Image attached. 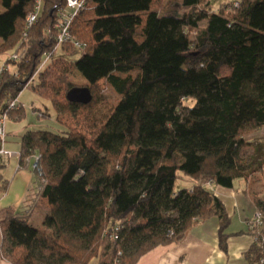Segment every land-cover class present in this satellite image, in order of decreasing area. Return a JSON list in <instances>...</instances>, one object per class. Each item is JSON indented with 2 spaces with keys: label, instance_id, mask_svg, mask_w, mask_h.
Here are the masks:
<instances>
[{
  "label": "trees",
  "instance_id": "trees-1",
  "mask_svg": "<svg viewBox=\"0 0 264 264\" xmlns=\"http://www.w3.org/2000/svg\"><path fill=\"white\" fill-rule=\"evenodd\" d=\"M165 1H85L70 25L83 49L60 48L72 50L67 61L90 87L93 100L82 105L67 100L75 85L65 69L53 71L59 60L39 70L57 50L66 0H42L32 25L37 0H0V55L25 50L0 71V113L23 118L8 102L31 85L63 127L22 138L20 168L35 158V193L23 212L0 210L10 264H136L212 217L226 250L231 218L204 183L232 189L262 167L242 149L264 128V0H236L218 13L211 0H180L188 9L180 17L160 13ZM103 82L119 99L98 123L87 111ZM5 167L0 161V193L10 184ZM179 172L199 183L176 189ZM253 202L264 220V199L253 194ZM40 207L47 213L34 226ZM247 233L258 237L247 261L264 264V226Z\"/></svg>",
  "mask_w": 264,
  "mask_h": 264
},
{
  "label": "crops",
  "instance_id": "crops-1",
  "mask_svg": "<svg viewBox=\"0 0 264 264\" xmlns=\"http://www.w3.org/2000/svg\"><path fill=\"white\" fill-rule=\"evenodd\" d=\"M4 10L0 7V13ZM3 41L0 39V45ZM13 53L0 55V71L5 61ZM57 59V60H56ZM69 54L57 49L52 61H67ZM86 84V81H84ZM29 85L17 98L20 107L23 108L25 116L21 119L9 115L5 127V140L3 148L11 152L13 156L8 160L3 171L4 179L9 184L6 193H0V210L6 207H14L18 212L27 210L35 193V158H32L28 168H20V155L22 151V138L30 131H39L53 128L50 125H58L55 115H46L43 106L37 105L33 100H42L43 97L37 91L29 95ZM28 94V100L23 101V95ZM34 96V97H33ZM55 110V109H54ZM250 143L242 149V155L248 161L262 167L258 169L248 180L238 179L235 187L225 188L215 183H204L205 187L219 198L224 204L231 224L227 232L230 234L227 240V248L223 250L219 243L220 222L217 217H212L195 224L186 237L168 246H159L142 256L136 264H250L246 254L253 244V236L247 233L246 223L252 219L257 211L253 202V194L264 199V128H261L247 138ZM255 167V165H254ZM199 182L178 174L176 189H192ZM47 213L44 207L37 208L31 218V224L39 226ZM2 232L0 228V264H10L6 261L1 252ZM90 264H99L98 260Z\"/></svg>",
  "mask_w": 264,
  "mask_h": 264
},
{
  "label": "built area",
  "instance_id": "built-area-1",
  "mask_svg": "<svg viewBox=\"0 0 264 264\" xmlns=\"http://www.w3.org/2000/svg\"><path fill=\"white\" fill-rule=\"evenodd\" d=\"M86 0H66V5L63 8L59 9L58 12V22L56 27L59 30L58 36V44L57 49L61 48L63 45H70L76 49L82 50L84 45L77 41L74 37H72L70 33V25L72 23L73 18L77 15L78 11L82 8ZM238 6V2L235 3ZM42 0H37V10L31 13L28 18L27 22L28 25H32L38 19L39 12L41 10ZM25 50L21 51L20 53H13L10 55V59L19 60L24 57ZM50 59L49 55H45L43 62L39 68V70L43 69ZM4 68V67H3ZM1 69V71L3 70ZM20 105L17 102V99L11 100L8 102L9 109L19 108ZM9 118V114L2 112L0 113V161L2 163H7V161L13 156L11 152L5 151L3 148L4 140H5V127L6 122ZM248 230L258 229L260 230L261 227L264 226V220L262 213L257 210L254 217L247 221L246 223ZM118 236L115 234L113 235L112 239L117 240ZM258 241V237L255 235L253 236V243Z\"/></svg>",
  "mask_w": 264,
  "mask_h": 264
},
{
  "label": "rangeland",
  "instance_id": "rangeland-1",
  "mask_svg": "<svg viewBox=\"0 0 264 264\" xmlns=\"http://www.w3.org/2000/svg\"><path fill=\"white\" fill-rule=\"evenodd\" d=\"M234 1H236V0H211L212 11L218 13V11L222 5H229L230 3L234 2ZM165 2L168 4V7L166 9L161 10L160 11L161 14L173 15V16L180 17L188 10V9H185L182 7L180 0H166ZM228 10H229V8L226 9V11H228ZM71 51H72L71 49H68L69 55L71 54L70 53ZM80 56H81V53L77 54V57H80ZM1 62L2 61L0 60V65H1ZM50 63H47V64H50ZM54 69L55 70H53V71L55 73H58L62 69H65L67 71V75H68L69 79L71 80V82L75 86L83 87L86 85L84 82L85 79L82 77V75L77 70H75L73 68V64L69 60L68 61L62 60V61L57 62V64L54 65ZM27 93H29V95L36 94L35 91L32 90V88H28ZM36 95H39V94H36ZM118 99H119V96L117 95V93L114 90H112L110 87H108L103 82L102 91H101L100 98H99L97 105L95 107H93L92 109H89L87 111V113L92 118H94L98 123H103L111 114L112 109H113V107H114V105ZM27 100H28V94H24L23 95V101H27ZM33 101L37 105L41 104L43 106V108H44L43 112L46 113V115H48V114L50 115V113H51V115H55L54 114L55 110H54L53 104L49 99H46L43 97L42 100H38L36 98ZM50 126H53V128H54L53 130H55V128H59V126L55 125V124L50 125ZM179 175L186 176L181 172H179ZM186 177H188V176H186ZM206 183H211V182H206Z\"/></svg>",
  "mask_w": 264,
  "mask_h": 264
},
{
  "label": "water",
  "instance_id": "water-1",
  "mask_svg": "<svg viewBox=\"0 0 264 264\" xmlns=\"http://www.w3.org/2000/svg\"><path fill=\"white\" fill-rule=\"evenodd\" d=\"M67 100L72 103L88 105L92 102L93 95L91 93L90 87L75 86L67 93Z\"/></svg>",
  "mask_w": 264,
  "mask_h": 264
}]
</instances>
